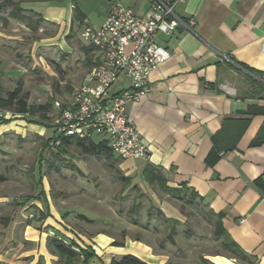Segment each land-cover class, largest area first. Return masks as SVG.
<instances>
[{"label":"crops","instance_id":"1","mask_svg":"<svg viewBox=\"0 0 264 264\" xmlns=\"http://www.w3.org/2000/svg\"><path fill=\"white\" fill-rule=\"evenodd\" d=\"M25 1L31 5L21 7L31 10L40 25L55 27L42 38L49 46L74 54L80 41L78 85L100 60L99 50L79 38L84 19L100 27L116 3L148 17L151 4V0ZM76 8L84 14L81 22L74 18ZM176 12L186 25L171 35L160 33L163 36L157 39L170 50V58L152 70L150 89L128 107L149 149L148 157L137 162L144 170L148 164L160 168L172 186L187 184L210 212H225L223 224L230 238L249 255L241 264H264V191L255 183L264 179V140L254 143L264 132V0H183ZM17 38L0 29L1 42ZM129 86L130 80L121 77L112 91ZM96 136L98 142L103 140ZM8 207V197H0V260L7 264H55L58 256L47 247L48 235L91 246L96 256L88 264H110L126 254L150 264H174L167 250L154 248L147 240L117 245L112 236L88 240L68 232L66 240L56 216L42 218L41 229L29 222L24 207L12 204L11 211ZM203 258L213 264H238L230 252L204 255L196 264H205Z\"/></svg>","mask_w":264,"mask_h":264},{"label":"rangeland","instance_id":"2","mask_svg":"<svg viewBox=\"0 0 264 264\" xmlns=\"http://www.w3.org/2000/svg\"><path fill=\"white\" fill-rule=\"evenodd\" d=\"M16 1L0 0V29L18 36L0 41V84L5 95L21 86L29 104L37 106L32 120L39 122L14 116L7 119L15 122L4 126L0 117V197H8L10 211L12 204L16 209L24 207L25 215H35L28 217L29 222L41 229L39 215L56 216L65 239L67 232L88 240L104 234L120 244L141 238L167 250L174 264H196L204 255L226 253L208 207L199 198L189 201L185 194L170 191L158 179L149 181L144 165L137 162L141 159L121 158L114 152L96 156L76 142L66 148L51 146L54 128L46 120L53 111V99L68 102L78 86L81 43L75 40L74 54L49 46L42 38L55 27L40 25L31 10L22 8L33 24L39 21L37 29L29 27L12 15ZM171 218L177 220L173 237Z\"/></svg>","mask_w":264,"mask_h":264},{"label":"built area","instance_id":"3","mask_svg":"<svg viewBox=\"0 0 264 264\" xmlns=\"http://www.w3.org/2000/svg\"><path fill=\"white\" fill-rule=\"evenodd\" d=\"M182 1L151 0L148 17L116 3L100 27L84 19L81 36L85 43L99 50L100 60L91 67L68 102L53 99V111L46 120L54 128L51 146H60L64 136L100 135L121 158L148 157L149 149L130 118L128 107L150 89L152 70L170 58V50L157 39L160 33L171 35L180 25H186L176 12ZM121 77H127L130 86L112 91ZM14 116L36 118L29 112L22 114L0 108V117ZM30 217L35 215L31 213ZM74 248L80 251V245Z\"/></svg>","mask_w":264,"mask_h":264},{"label":"trees","instance_id":"4","mask_svg":"<svg viewBox=\"0 0 264 264\" xmlns=\"http://www.w3.org/2000/svg\"><path fill=\"white\" fill-rule=\"evenodd\" d=\"M8 2H12V0H6ZM21 1V0H19ZM16 1L12 4L14 5L13 10L11 11L13 16H17L21 18L22 20H25L27 25L33 29H37L39 27V21L37 23L32 22V18L26 16L25 14H22V7L20 5V2ZM38 1H48V2H62L64 0H38ZM84 14L76 8L74 11V18L79 19L80 22L83 20ZM230 58L235 61L233 56H230ZM239 63V62H238ZM243 67H247L243 64H241ZM248 68V67H247ZM6 90L3 86L0 84V108L2 109H10L15 111L16 113H25L29 112V114L35 115L37 111V106L34 104H29L28 102V94L23 92V89L21 86H17L15 89L10 90L7 95H5ZM51 102H49V105H45V109L42 112V117H45L47 114V110L50 108ZM24 119H27L31 122H39L34 121L30 117H23ZM1 119L8 123L11 120L7 118L1 117ZM5 119V120H4ZM264 132L262 131L258 138L254 141V143L264 140ZM72 142H76L79 144L83 150L86 152L92 153L96 156H101L103 154H106L107 156H110L113 154L112 148L108 145L107 141H96L93 138H80V137H72V136H64L62 139L61 147H67ZM48 145V144H47ZM59 146V147H60ZM208 163H212V161L208 160ZM144 176L149 180H159L164 186H168L170 191L176 192V193H183L187 196V199L189 201H195L196 198L199 197V194L190 187L187 186V184H182L180 187L175 186H169L167 182V178L162 175L161 169L157 168L153 165L148 164L145 167L144 170ZM256 185L264 191V179L263 177H259L255 181ZM139 207V206H136ZM137 211V210H135ZM213 217H215V235L217 237H221L222 246L227 251L226 253L230 252L236 261H238V264L242 263V260H247L249 258V255L240 247V245L235 242L233 239L230 238V235L228 234V231L224 227L223 224V218L225 217V212H210ZM46 217V215L43 213L39 216L40 219ZM171 222V231L170 236H174L177 232L176 228V219L171 218L169 220ZM114 244L119 245L120 242H114ZM80 245V251L75 250L74 246ZM47 247L51 253L58 256V260L55 262V264H88L89 261L96 256V253L94 249L91 246L84 247L75 240L71 242H66L64 239L58 237L57 235H48L47 237ZM83 255V258H82ZM241 261H240V260ZM203 261L205 264H213L207 262L203 258ZM0 264H7L6 262H3L0 260ZM110 264H150L141 258L133 255V254H126L123 255L121 258L113 259ZM249 264H251L249 262Z\"/></svg>","mask_w":264,"mask_h":264}]
</instances>
